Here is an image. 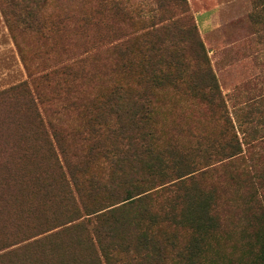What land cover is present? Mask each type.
<instances>
[{
  "label": "trees",
  "instance_id": "1",
  "mask_svg": "<svg viewBox=\"0 0 264 264\" xmlns=\"http://www.w3.org/2000/svg\"><path fill=\"white\" fill-rule=\"evenodd\" d=\"M157 1L184 8L187 33L164 25L174 15L141 36L122 29L99 73L85 52L49 45L34 55L44 62L26 65L28 81L0 91V264H264V208L226 227L220 187L202 184L253 142L228 116L187 0ZM0 3L14 35L45 42L61 31L42 16L43 0ZM105 11L111 22L127 17L118 2ZM96 74L109 81L83 99L81 82ZM181 98L221 113L216 137L184 141L165 116ZM253 105L258 117L240 127L264 132V100Z\"/></svg>",
  "mask_w": 264,
  "mask_h": 264
},
{
  "label": "rangeland",
  "instance_id": "2",
  "mask_svg": "<svg viewBox=\"0 0 264 264\" xmlns=\"http://www.w3.org/2000/svg\"><path fill=\"white\" fill-rule=\"evenodd\" d=\"M43 1L42 16L61 27L59 33H54L45 42L32 32L14 35L10 26L12 18L7 16L0 3V91L28 81V64L35 68L44 62V55L41 58L34 55L49 45L56 46L54 55L73 57L85 52L87 70L99 73L112 65L108 43L121 37L122 29L141 36L152 30L154 24L156 28L160 27L161 21L174 15L177 22L165 20L164 25H180L184 33L188 32L181 20L184 8L178 4L164 6L157 0ZM111 1L126 8L128 18L114 14L111 22L105 11L107 2ZM187 10L205 46L228 116L240 139L244 141L247 134V141L253 142L250 145L243 143L242 157L216 165V171L202 183L220 187L221 216L225 226L231 228L238 225L244 210L258 212L264 208V132L262 127L255 125L240 127L248 114L258 117L256 107L249 105L264 100V0H187ZM100 75L106 81H102ZM100 75H90L81 82L83 99H89L97 94L99 87L106 86L109 78ZM220 115L219 111L183 98L176 108L174 104L165 110L172 126L185 129L184 141L192 144L197 135L217 136L223 126ZM64 119L70 123L73 116L69 114ZM256 129H261L257 137L252 135V130ZM232 173L239 178L236 187L229 184ZM251 193H256L254 199H251Z\"/></svg>",
  "mask_w": 264,
  "mask_h": 264
}]
</instances>
